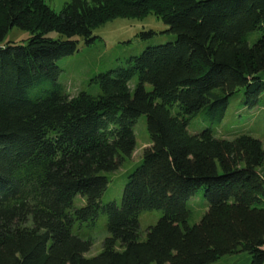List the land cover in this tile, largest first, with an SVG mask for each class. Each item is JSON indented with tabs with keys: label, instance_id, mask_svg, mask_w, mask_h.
<instances>
[{
	"label": "trees",
	"instance_id": "trees-1",
	"mask_svg": "<svg viewBox=\"0 0 264 264\" xmlns=\"http://www.w3.org/2000/svg\"><path fill=\"white\" fill-rule=\"evenodd\" d=\"M150 13L172 40L97 74V95L68 93L60 58L107 21ZM14 26L31 36L2 43ZM43 78L52 81L38 86ZM240 89L243 105L259 104L264 0H69L59 12L45 0H0V264H210L242 250L264 264V142L214 133ZM203 109L208 126L191 133ZM142 114L151 144L121 204L103 203ZM202 186L207 209L190 224L188 200ZM152 209L163 214L142 239L140 214ZM101 212L108 235L86 256L92 240L73 228Z\"/></svg>",
	"mask_w": 264,
	"mask_h": 264
},
{
	"label": "rangeland",
	"instance_id": "rangeland-1",
	"mask_svg": "<svg viewBox=\"0 0 264 264\" xmlns=\"http://www.w3.org/2000/svg\"><path fill=\"white\" fill-rule=\"evenodd\" d=\"M55 11L59 12L64 4L69 0H45ZM168 24L162 18L150 13L140 18H115L98 26L94 30L96 40L87 44L80 39L78 50L68 56L58 60L61 72L58 81L62 83L68 93L76 95L81 91H86L97 95L100 92L99 85L93 78L104 71L114 69L119 66H126L127 60L131 56L139 55L147 46L153 44L166 43L174 38L173 33L167 31ZM153 30L151 36L142 35L144 32ZM58 36L56 32L50 33ZM259 35L254 32L250 35V41ZM31 36L29 31L17 26L11 28L6 34L2 43L9 41L23 42ZM134 78L133 81H136ZM52 81L50 78L39 80L38 86L46 85ZM149 89L150 85L147 86ZM243 89L238 90L231 97L226 110L225 118L216 126L214 133L216 137L233 139L239 133H248L261 139L264 142V92L258 105L248 107L243 105ZM206 110L194 116L189 125L191 133H198L208 126L206 121ZM137 138L136 150L132 159L125 162L118 170L107 173L110 182L108 189L102 197V202L116 201L122 202L123 190L129 173L141 162L144 149L151 144L150 134L147 128V116L142 114L135 124ZM205 188H198L188 204L192 210L190 224L200 221L203 213L207 209L204 199ZM86 204L85 197L78 195L74 199V205L81 207ZM163 212L160 209L143 211L140 214L141 238L144 239L149 226L157 223ZM74 233L84 239H91L92 246L86 256H94L101 252L103 241L108 235L107 215L101 212L95 222L76 223L73 228ZM210 264H251V255L248 251L226 254Z\"/></svg>",
	"mask_w": 264,
	"mask_h": 264
}]
</instances>
